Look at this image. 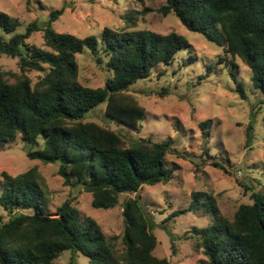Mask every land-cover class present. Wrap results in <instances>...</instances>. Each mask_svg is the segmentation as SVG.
<instances>
[{
	"label": "trees",
	"instance_id": "1",
	"mask_svg": "<svg viewBox=\"0 0 264 264\" xmlns=\"http://www.w3.org/2000/svg\"><path fill=\"white\" fill-rule=\"evenodd\" d=\"M161 12L176 15L188 30L217 41L226 66L243 61L254 89L264 96V0H166ZM63 13V8L51 10L45 25L36 20L20 31V19L0 10V57L17 58L22 71L11 81L0 68V151L20 136L31 159L59 163L65 185H82L91 193L93 207L112 209L121 195L173 178L165 160L173 151L171 140L141 138L126 144L122 133L85 117L106 103L109 119L137 127L146 109L127 93L130 87L151 77L155 68L173 63L189 42L176 31L137 28L133 16L121 29L105 27L100 36L78 37L53 27ZM36 31L44 33V47L29 41ZM86 50L109 74L103 87L80 81L77 56ZM33 70L42 74L35 84L25 74ZM231 76L243 94L237 74ZM210 126V120L200 123L205 140ZM252 129L249 126L248 142ZM205 154L216 159L207 148ZM220 161L214 165L225 168ZM2 177L0 206L9 218L0 215V264H58L66 251L84 255L88 264H172L154 254L158 239L140 196L124 202L118 248L93 217L83 220L69 200L49 214L44 179L36 167L16 176L3 172ZM255 181L258 189L245 184L253 202L241 204L233 219L221 216L212 195L202 191L193 193L189 207L174 211L173 216L203 211L211 217L207 226L193 230L207 264H264V184L260 178Z\"/></svg>",
	"mask_w": 264,
	"mask_h": 264
},
{
	"label": "rangeland",
	"instance_id": "2",
	"mask_svg": "<svg viewBox=\"0 0 264 264\" xmlns=\"http://www.w3.org/2000/svg\"><path fill=\"white\" fill-rule=\"evenodd\" d=\"M165 3L166 0H0V10L20 19V31L36 20L45 25L51 10L63 8V15L53 27L78 37L100 36L105 27L121 29L126 26L127 17L133 16L137 28L162 34L176 31L189 42V48L180 51L173 63L155 68L151 77L140 79L130 87L127 93L146 109L137 127L109 119L106 103L85 117L86 121L122 133L126 144L141 138L156 142L171 140L173 151L167 153L165 160L174 176L168 183L145 184L138 193L121 195L115 208L98 209L92 206V195L82 185L64 184L58 173L59 163L31 159L27 155L29 146L19 136L0 151V192L3 172L16 176L36 167L44 179L49 214L54 215L69 200L80 210L83 220L86 215L93 217L118 248L122 246L124 202L138 195L152 216L158 239L154 254L168 258L172 264H207L193 230L207 226L211 217L203 211L178 216L173 213L189 207L193 193L200 191L212 195L219 214L229 219H233L241 204L253 202L252 191L245 184L258 189L255 178L264 184V96L254 89L251 70L243 61L237 59L236 67L226 66L221 61L223 46L188 30L176 15H164L161 7ZM43 34L36 31L29 41L44 47ZM77 58L81 83L92 88L103 87L109 74L94 61L93 54L86 50ZM18 61L5 55L0 57V68L8 73L11 81L22 74ZM232 72L237 74L243 94L237 91ZM207 73L209 76L202 79ZM25 74L33 84L42 75L34 70ZM205 120L211 121L207 140L200 127ZM251 125L252 140L248 142ZM206 148L225 168L214 165L215 160L205 154ZM0 215L3 220L9 218L1 206ZM72 260L74 264H88L87 257L69 251L61 254L56 262L70 264Z\"/></svg>",
	"mask_w": 264,
	"mask_h": 264
}]
</instances>
